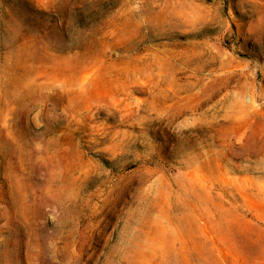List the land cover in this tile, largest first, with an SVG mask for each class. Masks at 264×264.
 <instances>
[{"label": "rangeland", "instance_id": "1", "mask_svg": "<svg viewBox=\"0 0 264 264\" xmlns=\"http://www.w3.org/2000/svg\"><path fill=\"white\" fill-rule=\"evenodd\" d=\"M0 264H264V0H0Z\"/></svg>", "mask_w": 264, "mask_h": 264}]
</instances>
